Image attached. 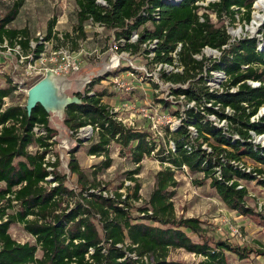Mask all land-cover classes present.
<instances>
[{
	"label": "trees",
	"instance_id": "16d2710c",
	"mask_svg": "<svg viewBox=\"0 0 264 264\" xmlns=\"http://www.w3.org/2000/svg\"><path fill=\"white\" fill-rule=\"evenodd\" d=\"M25 1L16 0L0 21V40L12 43L22 37L19 44L26 51L31 41L28 33L6 29ZM205 1L76 0L75 31L79 40L86 38L84 27L91 22L113 32L119 53L134 55L143 51L149 57L154 52L151 64L171 65V53L182 45L178 57L182 72L161 71L160 78L173 85V96H185L188 108L182 111L176 108L180 103L156 100L163 111L182 123L174 130L167 129L168 142L162 144L148 130L126 127L103 102L107 94L92 92L103 80L138 73L129 66L96 78L85 94L76 95L81 103L70 105L65 112V125L74 137L83 128L93 129L92 138L86 142L78 138L77 143L80 147L88 143V155L104 158L94 174L113 166V144L120 147L121 157L136 166L127 175L133 186L127 187L130 193L125 197L120 192L113 193L114 198L99 194L108 187L85 174L76 158L77 148L69 152V169L77 177L80 190L69 188L66 176L56 171L60 161H47L57 136L49 125L50 114L38 106L29 115L25 106L15 102L19 87L10 78L7 86L0 88V264H184L168 260L171 251L179 249L202 257L200 264H229V253L241 260L248 258L251 251L246 248L206 239L202 221L179 218L173 202L179 185L177 173L185 172L186 167L190 174H203L229 210L247 218L260 217L247 204V185L256 183L264 189V169L247 172L240 165L246 167L245 159H250L264 167V146L253 143V134L264 135V116H258L264 107V47L259 49L257 38H244L223 49L231 36L211 17L215 15L219 22L224 17L235 22L242 14L249 23L256 0H219L206 7L197 4ZM54 27L55 20L49 25L46 41H60L53 33ZM135 34L138 39L132 42ZM154 40L157 45L150 49L148 44ZM207 46L221 52L210 65L206 59L195 57ZM43 49L38 40L34 57ZM212 71L223 73L227 79L221 90L212 91L208 86ZM153 86L159 88L155 82ZM192 102L195 105L189 106ZM210 116L220 122L226 120L227 127L215 125ZM151 157L163 167L156 174L148 203L136 208L139 216H135L133 204L141 200V184L136 176L142 162ZM14 224L23 225L34 244L14 240L10 234ZM190 233L200 241L195 242ZM259 255L264 256V252Z\"/></svg>",
	"mask_w": 264,
	"mask_h": 264
},
{
	"label": "rangeland",
	"instance_id": "374dc122",
	"mask_svg": "<svg viewBox=\"0 0 264 264\" xmlns=\"http://www.w3.org/2000/svg\"><path fill=\"white\" fill-rule=\"evenodd\" d=\"M256 0L251 21L245 22L243 15L239 14L237 20L232 22L224 17L218 21L215 15H212L213 22L218 27H224L231 36V39L239 40L244 38H257L259 40V49L264 47V8H259ZM16 0H0V21L13 8ZM77 3L76 0H26L24 7L21 8L18 17L9 24L6 29L16 31H26L30 41V48L24 50L19 44L22 37H18L11 43L10 40H0V88L7 86V80L10 78L19 87L15 102L23 106L27 102V92L30 86L37 80L43 79L47 72H43L39 77L28 76L25 68L31 59L34 49L38 45L40 37L46 38L49 25L55 20L53 33L60 39H52L47 46V59L54 57L60 59L56 50L63 49L68 51L69 56L75 59L79 65L78 71H70L55 75L62 84L63 93L73 98L78 93L85 94L89 84L96 78L103 76L107 70H114L117 65L122 67H131L138 73L131 75L132 72L120 74L118 77L125 86L131 90L127 91L115 82L114 78L103 80L97 84L92 92H105L107 96L103 102L113 109L125 108L126 105L134 107L133 110L121 111L124 119L132 120L135 129H145L157 136L162 144L168 142L170 136L167 129L174 130L178 124H182L180 119L169 115L168 111H163L157 98H163L165 86L163 89L155 90L153 86L154 79H146L145 71L149 73L156 71L155 64H151L154 57L144 55L140 51L134 55L128 52L119 53L113 32L105 28L94 25L91 22L85 25L86 38L79 40L78 33L75 31L77 25ZM204 13V10H203ZM67 35L70 36L67 38ZM30 58H25L29 57ZM36 60V59H35ZM24 62V63H22ZM55 62H47L46 67L54 68ZM209 64V63H208ZM206 75V72L204 73ZM212 75V74H211ZM212 80L208 84L215 85L213 88H221L226 77L219 74L212 75ZM152 80V81H151ZM151 82V83H150ZM217 82V83H215ZM67 84V85H66ZM187 102L179 104L176 108L184 111L188 108ZM121 106V107H120ZM142 110L148 111V117L142 115ZM259 117L264 116V107L259 111ZM215 125L221 124L215 118H210ZM50 127L57 131L55 145L49 160L54 163L57 159L60 161L56 171L67 178V186L71 189L80 190L77 177L69 169L70 154L75 148L79 149L76 154L80 166L85 174L91 180L101 186L108 187V193L120 192L128 181L127 175L136 168L127 157L119 154L120 147L116 144L111 146V156L113 166L101 173L94 174L104 158L93 157L87 154L88 143L81 147L77 139L86 140L92 138L93 131L86 127L79 131V136L74 137L72 132L65 125V115L58 116L50 114ZM227 127V123L224 128ZM191 130V128H190ZM253 143L264 146V135H253ZM86 142V141H85ZM212 144L213 141H211ZM33 150V149H32ZM247 166L251 169L263 168L250 159H245ZM159 160L154 157L146 158L142 162L140 174L136 176L141 184V200L134 205L135 216H139L136 208L148 203L150 195L155 186V177L158 171L162 169ZM179 183L176 196L173 199L176 213L179 218H197L202 221L205 229L204 237L210 241H228L233 246L246 248L248 258L241 260L234 254H228L229 264H264V256L259 255L264 252V189L258 187L256 183L247 185L249 190L248 206L260 217L247 218L229 210L218 197L216 191L210 187V181L206 180L203 174H190L188 172L177 173ZM129 184V183H128ZM4 185H1L3 187ZM133 186V185H130ZM98 193V191H96ZM124 193L129 194L130 189H125ZM260 222V223H259ZM232 229H237L238 233H232ZM10 234L18 243L34 244L33 237L24 229L21 224H14L10 229ZM195 242L200 238L190 233ZM41 256V252L38 253ZM168 260L181 262L184 264H200L202 258L195 256L183 249L171 251Z\"/></svg>",
	"mask_w": 264,
	"mask_h": 264
},
{
	"label": "built area",
	"instance_id": "2783aa9c",
	"mask_svg": "<svg viewBox=\"0 0 264 264\" xmlns=\"http://www.w3.org/2000/svg\"><path fill=\"white\" fill-rule=\"evenodd\" d=\"M218 1L219 0H206L205 2H198L197 4L200 5V6L206 7V6H208L209 3H211V2L214 3V2H218ZM202 13H203V10L200 11V15H202ZM137 39H138V35L135 34L132 37L131 41L135 42V41H137ZM38 40H39V44H43L44 45V49L39 54V56L37 58H35L33 54H32L33 57H31V55L29 57H25L27 59L31 57V59L29 60L28 65L25 68L26 75H28V76H30V75L34 76L35 75L36 77H39L41 74H43V72L51 71V72H53L54 75L59 76L63 72L68 73L70 71H75L76 72V71L79 70V65H78L77 61H75V59H72L69 56V54H68L69 52L68 51H64L63 49L56 50V52L58 53V56H60V59L56 60L54 57H52V59L48 60L47 59V46L49 45L50 41H46L45 38H43V37H40ZM236 41H237L236 39H234V40L231 39L229 45L224 46L223 49L229 48V46L231 44H233L234 42H236ZM148 45H149L150 49H152V48L154 49L156 47V45H157V40H154L153 42H150ZM181 47H182V45L180 44L177 47V49L173 53H171V56L174 58V63L172 65L171 64H158V63L155 64L156 71L159 72V74L155 73V72L154 73L153 72L149 73L147 70L145 71L146 76H149L150 78H153L154 82L159 85V88L163 89V86H165V89L163 90V92H164L163 98L165 100H168V101H170L172 103H176V104L177 103L183 104L184 102H187L186 99H185V96H178V97L173 96L171 94V88L173 87V85L170 84V83H165L163 80H161L160 73H161V71H166L168 74L182 72L183 68L180 67L179 64H178V57H179V52L181 50ZM220 56H221V52L219 50H216V49H213V48H210V47L207 46V47L203 48L202 52L199 55H196L195 57L197 59H199V60L206 59L207 62L209 63V65H210V63L215 62L216 60H218L220 58ZM149 57H154V52L150 53ZM48 61L55 62V63L57 62L59 64H55L54 68H49V67H46ZM22 63H24V62H22ZM120 67H121V64L117 65L115 69H118ZM108 71H112V70H107V72ZM130 74L133 75V73H130ZM211 74L212 75L219 74L221 76H225L223 73H220V72H213L212 71ZM114 80H115L116 83H118L122 88L126 89L127 91L131 90L129 87L125 86V84L122 82V80L119 77L115 78ZM215 83H217V82H215ZM252 85L253 86H259L260 84L259 83H252ZM208 86H209L210 90H212V91L213 90H215V91L221 90V88H218V89L213 88L215 85H212V84H208ZM194 105H195V102H192V103H190L189 106H194ZM133 109H134V107H132L131 105H126L125 108L121 107V108L113 109V113L117 114V119L120 122H122L126 127L135 129L134 122L132 120H129V119H124L122 117V115H121V111H129V110H133ZM227 113L231 114L232 111L228 108L227 109ZM148 114L149 113H148L147 110H142V115L143 116L148 117ZM210 118H214L215 119L216 117L215 116H210ZM217 121L221 124L220 127L224 128V126L226 124V120H224L222 122H220L219 120H217ZM92 131H93V129H92ZM191 131L193 132V134L196 135V132H195L194 128L191 127ZM78 136H79V133H78ZM169 146H170V148H173V143L170 142ZM204 148L207 149V146H204ZM49 156L47 158V161L51 162L49 160ZM93 157H95V156H93ZM240 167H242V168L244 167V169L247 172H250L252 170L248 166L245 167L244 165H240ZM48 169L49 170H53L52 167H49ZM184 171L188 172V169L186 167H184ZM130 185H132V183L130 181H126L124 188L122 190H120V193L124 194V197L126 196V193H124V190L127 189V187H129ZM239 188H241V187H239ZM99 194H103L106 197L114 198L113 193L109 194L107 191H105V192L100 191ZM231 231L234 234L238 233L237 229H232ZM200 258H202V257H200Z\"/></svg>",
	"mask_w": 264,
	"mask_h": 264
},
{
	"label": "water",
	"instance_id": "95a60500",
	"mask_svg": "<svg viewBox=\"0 0 264 264\" xmlns=\"http://www.w3.org/2000/svg\"><path fill=\"white\" fill-rule=\"evenodd\" d=\"M57 81L53 72L48 71L43 79L30 88L27 92V102L25 105V109L29 115L32 114L35 108L42 106L49 114L60 112L64 116L70 105L81 103V100L77 96L73 98L67 97Z\"/></svg>",
	"mask_w": 264,
	"mask_h": 264
},
{
	"label": "bare ground",
	"instance_id": "6f19581e",
	"mask_svg": "<svg viewBox=\"0 0 264 264\" xmlns=\"http://www.w3.org/2000/svg\"><path fill=\"white\" fill-rule=\"evenodd\" d=\"M257 6H258L259 8H264V0H260V1L257 3ZM57 80H58L57 83H59V86H61V88H62V84H61L60 80H59V79H57ZM66 85H67V84H66ZM57 115H58V116H62L60 112L57 113Z\"/></svg>",
	"mask_w": 264,
	"mask_h": 264
},
{
	"label": "crops",
	"instance_id": "0c3cea01",
	"mask_svg": "<svg viewBox=\"0 0 264 264\" xmlns=\"http://www.w3.org/2000/svg\"><path fill=\"white\" fill-rule=\"evenodd\" d=\"M121 107V106H120Z\"/></svg>",
	"mask_w": 264,
	"mask_h": 264
}]
</instances>
